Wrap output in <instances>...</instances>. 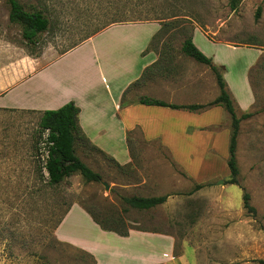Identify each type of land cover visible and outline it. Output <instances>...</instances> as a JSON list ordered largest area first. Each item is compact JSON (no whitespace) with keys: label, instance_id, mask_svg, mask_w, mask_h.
<instances>
[{"label":"rangeland","instance_id":"1","mask_svg":"<svg viewBox=\"0 0 264 264\" xmlns=\"http://www.w3.org/2000/svg\"><path fill=\"white\" fill-rule=\"evenodd\" d=\"M16 1L25 11L41 10L50 22L38 43L29 46L22 40L21 26L9 22L8 0H0V43L30 57L45 48L56 53L71 50L112 19L159 24L162 30L151 44L159 53V65L165 69L177 62L180 76L199 79L201 100L212 93L213 75L180 52L193 32L199 31L194 45H199L201 32L215 44L256 49L264 55V0H240L234 8L229 0ZM262 77L252 75V117L240 123L238 186L226 184L230 130L214 140L211 133L187 137L196 159L191 164L181 159L182 165L158 139L146 141L141 134L127 138L130 162L122 166L80 143L76 156L102 180L85 183L73 175L59 186H49L40 114L0 110V264H264ZM236 114L241 116L237 108ZM211 142L217 151L211 150ZM196 185L204 187L190 194ZM244 193L253 212L243 207ZM162 196H169L166 203L148 211L132 210L122 202V198ZM72 207L92 213L105 227L127 230L132 239L99 237L74 213L62 232L87 236L97 244L96 258L58 241L55 231Z\"/></svg>","mask_w":264,"mask_h":264},{"label":"crops","instance_id":"2","mask_svg":"<svg viewBox=\"0 0 264 264\" xmlns=\"http://www.w3.org/2000/svg\"><path fill=\"white\" fill-rule=\"evenodd\" d=\"M159 31L160 25L153 23L113 25L71 50L56 53L45 48L31 57L12 45L0 43V110L41 114L73 103L79 109L82 135L118 165L130 162L127 138L132 134H141L146 141L158 139L177 165H182L181 159L191 164L196 155L187 137L211 133L214 140L220 132L228 133L230 119L221 107L188 112L138 103L139 98H148L173 106L206 105L218 96L215 79L211 76V96L203 99L207 96L204 94L201 100L199 79L180 76L182 67L177 62L165 69L158 65L157 74L141 79L143 73L160 60L159 53L149 49ZM197 32H193L192 42ZM197 38L199 45L195 43V47L222 70L239 114L249 113L255 100L248 72L262 52L215 44L201 32ZM233 77L235 79L230 81ZM182 150L189 153H180ZM211 150L217 151L214 142H211ZM74 213L84 218L99 237L132 239L133 235L121 238L101 231L83 210L72 207L56 229L55 237L95 258L99 251L97 244L90 242L87 236L76 238L62 232ZM126 256L128 254L121 259L126 260Z\"/></svg>","mask_w":264,"mask_h":264},{"label":"trees","instance_id":"3","mask_svg":"<svg viewBox=\"0 0 264 264\" xmlns=\"http://www.w3.org/2000/svg\"><path fill=\"white\" fill-rule=\"evenodd\" d=\"M231 7L234 8L240 0H229ZM9 4V22L16 24L22 28V40L29 46H34L38 43V38L41 34L47 32L50 22L46 15L37 9L32 11H25L24 8L16 0H8ZM130 22H123L112 19L110 23L103 25L93 35L100 33L112 25L127 24ZM160 29L159 33L161 32ZM158 33V34H159ZM157 34V35H158ZM160 35V34H159ZM90 37V38H92ZM157 37V36H156ZM155 37V38H156ZM89 38V39H90ZM88 40V39H87ZM152 44V43H151ZM151 49V45L150 48ZM152 50V49H151ZM180 52L185 57L193 60L195 63L207 67L214 79L218 89L217 98L206 105H192V106H173L167 105L163 102L139 98L138 103L145 106L165 107L173 110H182L188 112H199L212 107H221L228 114L230 119V139L228 146L227 168L229 171V180L226 184L231 186H238L239 170L236 161L237 139L239 135V128L241 121L247 120L252 117L251 113L242 114L240 117L236 114L235 104L228 92L227 85L222 77V70L216 67L210 58L203 55L193 44L192 38H186L182 44ZM158 63L153 67L148 68L143 73L141 79L147 77L153 70L157 69ZM259 74L263 76L264 80V55L250 68L248 72V82L253 95L252 75ZM79 109L73 103H68L56 111H45L40 114L39 129L42 133H46L44 141V150L46 153L44 170L47 174V184L49 186H59L66 179L73 175H79L85 183H99L102 179L101 176L90 170L77 156L75 148L78 144H87L90 149L98 154L108 158L104 153L95 147L91 146L89 141L82 135L78 124ZM110 159L116 166L117 163ZM204 186L196 185L190 194L202 189ZM169 196L140 198L129 197L122 198L124 205L136 211H148L161 206L166 203ZM250 197L248 194L243 195V207L249 212L253 209L249 205ZM86 214L91 220L100 228L101 231L106 233H113L121 238L129 236L127 230H119L113 227H105L95 219L92 213L86 211Z\"/></svg>","mask_w":264,"mask_h":264},{"label":"water","instance_id":"4","mask_svg":"<svg viewBox=\"0 0 264 264\" xmlns=\"http://www.w3.org/2000/svg\"><path fill=\"white\" fill-rule=\"evenodd\" d=\"M218 184H222V183H218Z\"/></svg>","mask_w":264,"mask_h":264}]
</instances>
